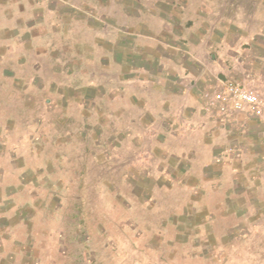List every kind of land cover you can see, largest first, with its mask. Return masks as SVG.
Returning <instances> with one entry per match:
<instances>
[{
	"label": "rangeland",
	"instance_id": "rangeland-1",
	"mask_svg": "<svg viewBox=\"0 0 264 264\" xmlns=\"http://www.w3.org/2000/svg\"><path fill=\"white\" fill-rule=\"evenodd\" d=\"M0 264H264V0H0Z\"/></svg>",
	"mask_w": 264,
	"mask_h": 264
},
{
	"label": "built area",
	"instance_id": "built-area-1",
	"mask_svg": "<svg viewBox=\"0 0 264 264\" xmlns=\"http://www.w3.org/2000/svg\"><path fill=\"white\" fill-rule=\"evenodd\" d=\"M234 107L240 108L244 104L255 106L258 104L257 97L238 83H230L227 86Z\"/></svg>",
	"mask_w": 264,
	"mask_h": 264
}]
</instances>
